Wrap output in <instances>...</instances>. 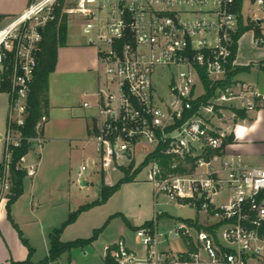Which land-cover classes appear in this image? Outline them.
I'll use <instances>...</instances> for the list:
<instances>
[{
	"label": "built area",
	"instance_id": "built-area-1",
	"mask_svg": "<svg viewBox=\"0 0 264 264\" xmlns=\"http://www.w3.org/2000/svg\"><path fill=\"white\" fill-rule=\"evenodd\" d=\"M59 2L37 0L0 28V73L10 87L0 205L12 195V150L24 140L20 128L39 66L43 30L56 20ZM72 2L85 44L98 52L99 88L92 94L93 102L83 105L95 111L93 141L100 159L109 157L119 168H128L135 163L137 145H149L144 160L154 158L143 169L156 202L165 196L169 203L195 206L206 214L203 226L212 228L199 230L194 221L179 222L161 241L157 226L165 213L159 211L152 226L136 231L138 251L119 240L104 246V259L111 264L264 262V167L249 166L239 155L224 157L225 134L211 125L214 117L222 116V103L239 100L238 109L254 110L264 106V96L239 83L225 91L218 87L204 101V81L211 88L219 86L237 68L233 56L241 21L244 26L259 25V43L264 46V0H244L241 8L238 0ZM246 5L263 16L254 11L246 16ZM46 122L43 117L37 129ZM159 156L169 158V165ZM86 170L81 168L79 178ZM28 172L34 175L33 168ZM178 237L185 243L184 251L161 249Z\"/></svg>",
	"mask_w": 264,
	"mask_h": 264
},
{
	"label": "rangeland",
	"instance_id": "rangeland-1",
	"mask_svg": "<svg viewBox=\"0 0 264 264\" xmlns=\"http://www.w3.org/2000/svg\"><path fill=\"white\" fill-rule=\"evenodd\" d=\"M72 5V0H65L64 12L69 15V37L75 39L77 38L76 33L81 28V19L73 14ZM251 11L258 14L255 9L246 5L245 15L248 16ZM258 16L262 17L263 15L258 14ZM253 32L247 31L240 38L237 47V65L240 58L244 56H264V47L254 43ZM258 72L264 73V70ZM100 74L102 77L101 88H103V70H100ZM88 78L89 76L84 73H69L60 80L59 84L65 89V93L67 92L71 101L78 103L84 100L85 92L92 91L87 88ZM241 78H245L248 82L256 81L257 72H253L252 76L242 75ZM98 88L99 85L94 87V90L97 91ZM162 93H165V90L162 89ZM240 103L239 100L222 103L221 105L226 107L222 110V119L214 117L213 125L228 135L238 130L242 122L234 121L233 108L239 106ZM0 131L3 136L6 130L0 127ZM96 148V143L87 139L71 144H61L59 148H56L55 153L49 152L48 155L46 154L47 149L44 153L38 146L35 151L30 152V156L39 157L40 152L43 151L45 178L41 183L39 193L46 191L54 195L51 199H47L45 204L36 205L38 210L35 209V213H32V204L28 193L16 206H12L10 215L17 219L16 223L19 224L20 229L16 232L27 249L28 257L30 251L23 242V238L29 241L33 249L31 262L40 264L48 257L49 235L58 229H62L61 241L63 242L89 239L94 236L95 232H98V236L91 245L72 249L65 253L60 260L49 264H104V246L115 244L124 238L130 248L138 249L137 227H141L145 221H155V215L159 211L165 213L163 217L159 218L157 226L161 241L166 240L168 232L179 222L191 219L198 220L202 225L206 224L205 212L195 206L169 203L165 196H160L156 202L153 186L147 179V170L145 169L136 176L133 182L120 184L115 193L103 201L101 196L103 186L106 184L110 187L117 185L124 177V173L111 158L106 157L102 161ZM136 148L135 164L139 166L151 147L144 143L137 145ZM3 154L4 142L1 139L0 160ZM83 166H86L87 170L79 178V172ZM124 166H126L125 163ZM125 169L128 170L129 167ZM135 169L136 167H133V171ZM83 181L87 184L84 185ZM30 182V179L26 178V191L30 187ZM0 211L9 218L8 210L5 207L1 206ZM72 215H76V219L69 222ZM126 220L135 229L129 227ZM9 222H12V218L9 219ZM161 248L179 253L184 251L185 243L178 237L167 241L161 245ZM13 251L17 255H21L23 252L15 244Z\"/></svg>",
	"mask_w": 264,
	"mask_h": 264
},
{
	"label": "crops",
	"instance_id": "crops-1",
	"mask_svg": "<svg viewBox=\"0 0 264 264\" xmlns=\"http://www.w3.org/2000/svg\"><path fill=\"white\" fill-rule=\"evenodd\" d=\"M36 1L37 0H0V28L7 25L13 18L21 15ZM76 36L77 38L74 39L73 37H69L68 33L66 46L60 47L58 50V63L56 70L50 75L49 79L50 108L48 120L43 126V134L40 136V140H35L33 142L31 151H35L36 147L38 146V148L41 147V150H43L44 153L47 149L46 154L48 155L49 152L55 153L56 148H59L61 144H71L72 142L83 141L87 139L93 140L95 111L92 108H85L83 104L86 101L93 102L92 94L98 91L94 90V87L99 85L98 52L94 47L87 46L85 44V40L81 33V28L79 29V32L76 33ZM240 59L241 60L237 67L243 68L250 66L251 68L239 73L235 77L236 82L247 85L257 90L262 96H264V73L258 72L260 70H264V56H244ZM253 72H257L256 81L248 82L245 78H241L242 75L252 76ZM69 73H84L85 75L89 76L87 88L91 89L92 91L85 92L84 100L79 101L78 103L71 101L67 92L65 93V89L59 84L60 80ZM2 79L3 78L0 73V87L3 81ZM9 101L10 98L8 93L0 91V127L2 129L4 128L5 130L8 124ZM240 105L241 103L239 106ZM237 107L233 109H238ZM245 110L244 119H238L235 121L234 117V121L236 123L241 121L242 125L231 135H228L222 129L216 128L213 125V119L211 120V125L216 131L225 134V139L223 142L229 137H233V141L228 142L224 147V157H228L230 155H239L249 166L264 167V106L258 107L254 110ZM220 118L222 119V116H220ZM1 139L2 135L0 131V140ZM43 151L40 152L39 157H32L30 156L29 152V154L21 161V168L27 171V175L23 181V194L12 205L13 207L16 206L28 193L29 200L32 204V213H35V209L38 210L36 205L41 206L45 204L47 199H51L54 196L52 193H47L46 191L39 193V188L43 179L45 178ZM31 168L34 169V175H30L28 172L31 170ZM26 178H29L31 181L28 191L25 190ZM82 183L84 185L87 184L85 181ZM1 206L6 208L7 203L1 204L0 207ZM12 206L11 211L13 209ZM7 218V215L0 211V264H10L11 262L25 261L28 259V255L26 253L27 249L20 241V237L16 232V230L19 231L20 229L19 224L16 223L17 219L11 216L12 222L10 223L9 218ZM147 222L150 221H145L142 226ZM25 240L30 246L29 241L27 239ZM120 240H124L126 242L124 238H121ZM14 244L23 251L21 255H17L13 251ZM48 245L49 254L50 235ZM138 250L139 248L135 251ZM162 250L168 251L167 249ZM103 260L104 264H106L105 259ZM248 264H264V262L261 260H251L248 261Z\"/></svg>",
	"mask_w": 264,
	"mask_h": 264
},
{
	"label": "trees",
	"instance_id": "trees-1",
	"mask_svg": "<svg viewBox=\"0 0 264 264\" xmlns=\"http://www.w3.org/2000/svg\"><path fill=\"white\" fill-rule=\"evenodd\" d=\"M244 0H238V7L241 8V5ZM65 0H60L59 5L56 7L55 15L56 20L49 23L44 27L43 30V40L41 42V49L39 53V66L35 74L34 82L31 85V92L28 97V108H27V117L25 120V124L20 131L24 137L22 144L19 148H15L12 150V160H11V177H12V195L10 196L9 201L7 202V210L9 219H11V206L21 197L23 194V181L27 175V171L23 170L20 167L21 161L24 157H26L32 148V140L38 138L43 134V126L40 130L37 129L39 122L45 117L48 120L49 116V79L50 75L55 72L56 66L58 63V50L60 47H64L67 44L68 37V27H69V15L64 12ZM247 31H254V39L255 44L258 46H263L259 42L262 41V32L259 25L255 22H249L246 26L243 25V21L240 22V29L238 31L236 39H240L242 35H244ZM237 49L234 52L233 59L236 58ZM254 66V65H252ZM257 66V65H256ZM259 67V66H258ZM251 67H237L229 76L226 82L220 84L219 86H212L205 80V86L207 88V95L204 98V101L213 97L216 94L217 88L220 87L223 91L227 88H235L239 84L236 82L235 77L246 70H249ZM204 80V77H203ZM10 89L8 82L4 79L1 83L0 91L8 92ZM195 109L198 108L199 103H195ZM245 109H233L235 114V121L238 119H244L245 117ZM233 137H229L223 142V147L228 142H232ZM162 163L165 166H168L170 163L169 158L161 157ZM154 158V155L147 156L144 162L136 166L133 163L129 169L120 168L124 173V177L122 180L115 186H106L104 185L101 190V196L103 201L107 200L115 191L118 189L119 185L122 183L133 182L136 176L143 170V168L150 162L151 159ZM133 167L136 169L133 171ZM76 219V215H72L69 222ZM127 221V220H126ZM196 223V226L199 230H209L212 228L204 227L199 224L198 220H186L184 222L187 223ZM68 224V223H67ZM129 227L134 228L127 221ZM153 221L145 223L142 227L152 226ZM135 229V228H134ZM140 228H137L138 230ZM61 231L62 229L55 230L54 233L50 234V251L48 257L41 262L40 264H49L51 262H55L61 259V257L70 252L72 249L84 248L86 246L91 245L98 236V232H95L94 236L89 239H80L72 242H62L61 241ZM23 242L29 248V257L27 260L22 262H11L10 264H33L30 260L33 249L29 246L28 242L23 239ZM189 249L193 250V245L190 241ZM106 264H111L109 260H105Z\"/></svg>",
	"mask_w": 264,
	"mask_h": 264
},
{
	"label": "water",
	"instance_id": "water-1",
	"mask_svg": "<svg viewBox=\"0 0 264 264\" xmlns=\"http://www.w3.org/2000/svg\"><path fill=\"white\" fill-rule=\"evenodd\" d=\"M259 24H261V21H258ZM37 31L41 34L42 33V27H38Z\"/></svg>",
	"mask_w": 264,
	"mask_h": 264
}]
</instances>
